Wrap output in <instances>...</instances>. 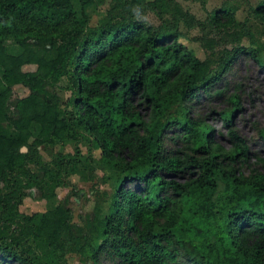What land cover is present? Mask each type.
<instances>
[{
  "label": "trees",
  "instance_id": "16d2710c",
  "mask_svg": "<svg viewBox=\"0 0 264 264\" xmlns=\"http://www.w3.org/2000/svg\"><path fill=\"white\" fill-rule=\"evenodd\" d=\"M78 1L80 13L74 0H0V264H68L70 253L93 264H264V158L234 128L241 97L220 88L238 57L264 67L260 50H224L214 68L180 42L181 23L234 40L237 8L201 22L173 0ZM107 3L90 26L88 9ZM146 11L175 22L149 25ZM253 14L264 21V0ZM225 96L230 150L189 106ZM67 140L94 144L119 173L107 214L97 204L84 227L67 203L21 211L27 191L50 201L77 175L78 149L50 163L39 151Z\"/></svg>",
  "mask_w": 264,
  "mask_h": 264
},
{
  "label": "rangeland",
  "instance_id": "374dc122",
  "mask_svg": "<svg viewBox=\"0 0 264 264\" xmlns=\"http://www.w3.org/2000/svg\"><path fill=\"white\" fill-rule=\"evenodd\" d=\"M145 2L146 0H138ZM190 12L198 21L206 22L209 15L216 9L225 5H232L237 8L236 19L240 27L230 30L229 35L235 33V39H222L209 25L202 27L188 28L183 23L179 25L182 36L180 42L202 61L210 59L214 68L221 62L220 57L224 50H234L238 45L247 48H259L261 62L264 65V21L256 18L253 14L255 9L263 0H173ZM78 12L80 5L74 0ZM108 3L105 5L91 6L87 15L89 24L98 27L107 19ZM144 19L149 25L159 27L163 22L173 25L175 22L171 16L161 20L155 13L146 11ZM236 41V42H235ZM13 41L7 42L6 46L10 53L14 52ZM26 71H33L35 67H28ZM1 82V72H0ZM221 89H226L227 94H238L241 97V110L234 118V128L250 147V152L264 158V143L260 138V131L264 130V67L250 57H238L232 67L224 76ZM63 102L71 96L68 89V82L63 79L56 90ZM28 91L22 87L15 88V97H25ZM228 96L225 98L202 97L194 104L189 105L194 119L206 121L214 130V141L224 150L232 148V142L220 117V113L231 106L228 104ZM37 131V129H35ZM79 150L76 165L78 173L76 176L68 177L65 187L59 191L58 197L46 200L41 197L38 190L27 191L24 197L21 211L25 214L45 212L54 209L61 203H67L73 213L74 224L84 227L86 222L94 218V209L97 204L102 208L104 217L107 214L108 206L115 188L118 184L119 173L106 166L100 161L101 152L95 145L85 141L76 143L74 140H67L60 146L40 147V154L44 160L50 163L54 157L61 153L62 156L75 155ZM258 164L255 159L251 165L255 168ZM260 165L257 166L260 169ZM36 170L35 167H33ZM248 174L249 171H246ZM68 264H93L90 260L84 259L78 254L67 255ZM107 264V263H105Z\"/></svg>",
  "mask_w": 264,
  "mask_h": 264
}]
</instances>
